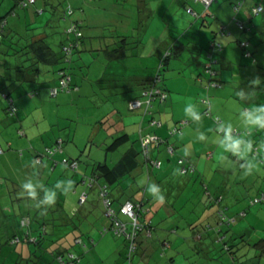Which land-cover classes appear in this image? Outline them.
Instances as JSON below:
<instances>
[{
  "label": "rangeland",
  "instance_id": "374dc122",
  "mask_svg": "<svg viewBox=\"0 0 264 264\" xmlns=\"http://www.w3.org/2000/svg\"><path fill=\"white\" fill-rule=\"evenodd\" d=\"M15 1L0 0V18L6 17L7 22L4 41L6 45L15 47L16 37L26 39L32 36H43L53 50L57 51L60 42L65 38L63 31L67 24V21L61 20L60 16L63 18V11L69 9L73 11L71 19L81 23L86 38L79 50V58L75 56L71 64V73L77 81L80 91L72 94H59L67 95L68 99L64 107L56 108L54 102L56 98H49L45 95L46 88L40 83L43 78H39L36 83L27 84L28 87L24 88V92L37 88L42 94L41 96L36 95L35 98L25 96L27 109L25 112H21L22 131L25 136L19 137L16 134V127H19L20 124L13 122L12 124L15 126L11 125L12 127L8 128L4 135H0V143L4 147L8 143L11 145L9 149L4 148L5 152L0 156V264H11L15 259L12 253L22 248L20 244L17 247L8 244L10 234L17 229L27 232L30 228L37 230L34 232L35 234L29 236L30 240L34 237H43L44 247L51 245L53 241L58 240V237H61L59 241L63 240L62 242L65 244L74 236L78 238L79 243L83 240L85 245L83 248L79 243L75 248H71L74 254L78 251V246L83 251L81 264H84L85 261L87 264H129V260L120 253L123 249L122 238L112 231L102 233L103 226L107 225L108 221L103 215L102 204L104 201L100 198L97 186L88 189L87 198L83 199L81 196L84 192H80V190L84 189V186H80L75 181L72 192L58 193L55 205L46 210L44 208L38 222L35 220V202L26 195H22L21 185L24 180L32 176L31 171L36 172L37 165H34L32 160L34 149L39 143L37 135L43 134L45 139L48 138L49 142L53 141V143L56 140L55 136H59L64 143L62 156L78 159L80 173L85 172L89 175L91 167L95 163L106 162L112 165L127 147L123 145L115 151H108L106 148L113 138L127 133L130 136V141H134L138 136L141 117L138 111L129 110L127 104L130 100L140 97L139 80L147 78L149 74L152 75L153 69L148 61L151 62L155 59L144 58L146 60H143L140 58L142 57L140 51H143L146 45L151 47L153 44L154 47L164 36L167 38V31L169 36L179 33L181 35L186 32L185 38L194 37L196 33L200 32L197 39L203 46L209 42L213 32L219 31L217 29L219 24L211 21V26L206 24L201 26L200 19L196 20L193 15L186 13L188 5L185 0H46V4L42 0H37V8L30 6L25 9H14ZM257 1L264 5V0ZM188 4L194 6L192 3L188 2ZM12 9H14L15 15L10 14ZM39 11H43V13H39ZM52 16L55 19H52ZM148 16L150 18H147ZM262 17H264V11L253 18V23L258 22ZM250 35L247 38H251ZM256 35L258 37L259 33ZM122 38H126L128 43L127 50H125L126 55L122 60H113L111 55L119 53ZM262 38L263 42L254 52V64L252 57L244 58L241 52L235 48L237 45L234 41L226 45L228 49L222 51L221 54L232 59L230 74L241 73L234 75L232 80L231 77L229 78V72L222 68L224 67L222 63L214 65L218 75L225 74L229 79L227 80L225 77L220 88H211L208 93L212 116L218 114L217 116L223 120H231L236 125L238 132H243L244 129L239 125L237 109H247L264 104V34H262ZM137 40H140L139 43ZM22 43L25 41L23 40ZM137 46L139 47L137 48ZM189 55L186 51L182 54L181 59L187 61ZM173 59L174 57L169 60L171 63L167 68L165 65L162 68L163 85L172 92L171 94L167 93L168 99L170 95L178 97L172 111L170 104L167 105L168 118L171 119L173 113L172 127L183 123L184 120L180 119L179 121L175 118L184 111L185 104L183 102L188 99L183 94V91L188 88L183 82L174 78L181 69L174 65H179V62ZM22 60H24L23 56L20 58L0 56V69L8 70L6 61L19 64ZM187 64L186 62V67ZM185 76L187 75L185 74ZM236 76L240 79L238 80ZM42 77L47 78V75H42ZM257 77L261 79L262 86L248 100L240 101L236 96V91L240 88L238 86L241 85L247 91L250 81ZM196 87L199 88V86ZM196 87L193 85V89ZM12 90L20 92L18 87L16 89L12 87L11 94L13 95L14 91ZM198 97L200 98L201 95ZM158 98L159 94L152 97L151 101L155 103ZM147 102H150V99L143 103ZM155 106L151 105L148 108L153 109ZM204 108L206 107L204 106ZM216 108H218L217 112ZM144 109L146 107L139 110ZM203 110H201L202 115H204ZM209 119L210 122L206 116H203V123L207 125V129L214 127L212 118ZM143 124H147L146 120ZM252 136L257 141L264 139V130L254 131ZM207 144L213 156L210 160L201 158L200 163L205 167L203 172H206L203 173L202 182L192 176L191 184L179 194L176 200L175 193H179V191L165 188V193L169 191L166 193L165 202L160 203L156 199L151 201L152 211L143 217L144 219L151 216L154 231L138 226L136 233L138 232V235L144 233L157 243L167 237H169L167 241L170 243H174L176 237L182 239L187 237L186 241L182 240V243L179 239L176 242L178 247H182L181 253L177 256L184 264H264V255H260L251 248L252 244L264 239V202L251 203L252 200L260 196L261 192L264 193V159H261L259 167L253 175L245 176L237 162L232 166H225L221 163L222 152L217 145L210 142ZM133 146L136 148L135 145ZM20 150L23 153L18 156ZM22 156L27 161L26 165L21 167L19 165L22 162L20 160ZM196 157L200 158L198 153ZM196 157L194 156L193 159ZM61 173L60 168H57L54 173H45L40 178L47 185L52 186L57 180H73L72 176L76 175L68 169H64ZM60 174L61 177H59ZM168 174L172 186L176 183H183L184 177H180L175 169L169 170ZM211 176H213V182L216 185L210 184ZM151 179L148 180L147 174H143L142 178L137 179L135 186L137 184L138 188H144L150 184ZM204 186L208 188L211 196L218 194L221 188V192H223L221 205L226 207L225 215L230 219L236 218L235 222L234 219L219 221L215 215L218 207L213 206L214 209L209 212L210 227L201 224L194 231L188 227L182 229L176 219L177 211L181 209L179 207L181 204L190 206V202L195 199L204 203L207 198L204 194ZM76 191L80 192L79 196L76 195ZM171 195L174 197L173 199ZM186 203L187 205H185ZM166 204L173 206L174 210H168L169 207L167 208ZM208 209H211V206ZM23 213L29 216V223L17 229L13 227L15 230L9 233L7 230L10 223L13 224L12 226H16L15 223L19 221L20 215ZM194 220L198 221L199 219L195 217ZM173 229L178 230L176 234L170 233ZM183 230L184 233H181ZM38 233L41 234L37 235ZM201 235L203 238L200 241L191 240L193 237ZM124 236L129 237L126 234ZM87 237L96 240L95 246H92L90 250L85 248L89 249V244H94H91ZM143 242L144 245L137 250L138 255L142 256L150 245L146 240ZM230 245H233L231 247L234 249L235 258L233 259L230 253L225 251V246ZM60 249L64 248L60 247ZM118 250L119 255H115ZM37 255L42 256V253L37 251ZM155 257L153 256V258ZM155 261L157 264H163L158 258H155ZM134 262L138 263L136 259ZM181 262L178 259L176 264ZM142 264H145V261Z\"/></svg>",
  "mask_w": 264,
  "mask_h": 264
},
{
  "label": "trees",
  "instance_id": "16d2710c",
  "mask_svg": "<svg viewBox=\"0 0 264 264\" xmlns=\"http://www.w3.org/2000/svg\"><path fill=\"white\" fill-rule=\"evenodd\" d=\"M192 1L194 3L201 5L202 12L195 11V9L190 6V7H186V10H185L186 13L193 15L196 20L200 19L201 26H204L205 21H207L208 25L210 26L209 23H211V21H214V19L216 18L210 12V9L214 3L218 2V0H214L208 7H205L200 1H197V0H192ZM36 2L37 0H32V2L30 0H16L14 9H19V8L25 9L30 6H35ZM244 2L245 0H235L234 2L230 4L231 9H232L231 22L235 25V27L238 30V37L235 40L237 47L242 51V54L244 56L247 55V57L249 58L252 57L254 59L255 51H254V48L251 42L249 41L250 38H247V37L250 34H254V30L257 27L255 28L256 24L253 23V18L263 13L264 5L261 4V2H254L252 6L245 8ZM259 7H260V10L257 11ZM14 9H12L10 14L15 15ZM241 12L244 13V15L246 16L245 20L239 18L238 15ZM62 15H63V18H61V20L65 19L67 21L66 28H64V31H63L65 39L62 42H60L59 49L57 51L52 49V47L47 43V41L45 40L43 36H37V37L32 36L29 39L28 38L25 39L23 37H16L17 40L15 41L16 43L15 47H10V45H6L4 42L5 37H6L5 29L7 25L6 17L0 18V56L2 57L9 56V57H14V58L15 57L20 58L21 56L24 57V60L20 61L19 64L14 63V66H13V69L17 75L16 76L17 80H15L16 82H19V83L26 82V80H24L25 77L30 78V80L27 82H34L36 79V76L38 75L37 73L40 70L38 67H40V65L42 64H48V62L53 61L54 64L58 63L60 65H59V69H57L58 71H57L56 84L54 87L50 89L56 88L58 91L57 93L59 94L66 93L60 90V87H59V81L61 79L60 73L62 71L63 73H65L67 76L70 77L69 87L73 90L77 89V85L74 83L72 75L69 73V68L73 62L74 55L79 50L80 42L83 41L84 35L82 33L81 23L77 20L71 19L73 15L72 10L69 9L68 11L67 10L63 11ZM147 18H150V17L148 16ZM261 20L262 18L259 21ZM217 29L219 31L212 33L213 36H211V38L209 39V42L207 43L206 48H203L199 45L201 43L198 41L197 38L193 39L196 36L191 37L190 41L191 42L193 41L192 44L195 43L197 45V48L199 49V51L204 50L205 52L204 59L206 61L202 63V66H201L202 68L199 71V74L197 75L198 78L203 79V76L208 75L209 80L207 79V84H210V85L213 84L214 86H217L218 88H220L222 82L217 77L218 72L214 68V65L219 64L218 57L222 55L221 53L223 51V46L221 43L217 41V36H219L218 34H220L221 36H225L228 33V30H227L226 25L224 24H220V26ZM23 40L25 41V43H22ZM126 40H127L126 38H122L120 40L121 46H119L118 54L115 55L113 54V52L108 51L109 53L113 54L111 55V58L113 60L114 59L121 60L125 56L124 54H125V50H127L126 46L128 44ZM175 42L176 43L179 42V39L176 40ZM176 43H173L170 45L169 49L166 51V53L162 57L163 59L158 65L157 72L154 74V76H152L150 82H148V84L146 83L143 84V86L144 85L145 86L143 87L141 96L130 100L127 104L129 110L138 111V113H140L141 122L139 123V127H138V133H137L138 136L136 137L137 139H134V141H130V136L127 133H122L121 135L113 138L111 143L107 146L106 149L108 151H115L123 145L127 146L126 149L123 151V153L118 158V160L115 161L112 165L111 164L109 165L106 162L93 164L89 175H87L85 172L80 173L78 171V169L80 168L78 167L79 165L78 159H66L65 163L64 164L62 163L65 169L73 171L74 174L76 173L75 176L78 177V180L74 178L75 176L74 177L72 176L74 182L75 181L76 183L78 181L79 183L82 182V185L84 186V189L82 191L84 192L83 194L84 199L87 198L88 189L94 186H97L100 198L103 199V201L108 202L109 204L108 207H105L104 204L102 205H103V215L106 219L110 220V226L108 228H105L102 231L103 233L106 231H112L115 234V229H114L115 221H120L122 224L126 226L127 231L130 232L131 228H133V225H131L132 220L121 213V207L125 203H128V202L133 203L135 205V213H136L135 218H136L137 225L141 227H145L147 229L152 226L151 229H154L153 224H151V220H148L147 222L141 221V218H143L148 213L150 214L151 212V207H150L151 199L147 198V192H148L147 186L148 185L146 184L147 186H145L144 188H141L142 190L138 188L137 184L135 186V182H137V180L135 179V177L131 176V173L134 169L139 167V165L144 167L146 171H148L147 173H151L154 168L160 169L161 167V165L155 166L154 164H152L153 160L151 158V151H152L151 147L155 145V143H152L149 148L150 153L148 155V158H145L143 156L142 146H141L142 137H145L146 135H149V134L157 137V135L152 132H145L144 134L142 133V130H144L143 129L144 120L148 119L147 124L150 127H159L161 126V123L158 120L154 119L153 116H151L153 109L147 108L142 111L139 109H142L145 107L143 102H145L148 97L150 98V102H149L150 106L154 105V103L151 101L152 97L158 96V94H159V98L158 100H156L157 103L158 102L164 103L167 101L168 94H167L166 89L162 86L163 78H162L161 72H162V68L165 65V62L167 61V59H169L170 56L177 57L181 53L182 44L175 45ZM242 43L246 44V47H244ZM57 54H58V57L56 56ZM24 63L27 65H23ZM2 82H3L2 79H0V110L6 117V121H8V123L12 124L13 122V123L20 124L19 117H21V115L19 114L18 107L13 97L11 96V94L8 91H6V89H3ZM151 89L154 90L151 93V95H147V96L144 95L145 92H149ZM34 95L35 94H31V96H34ZM136 101H139L141 103V106L137 109L131 108V103L136 102ZM10 104L15 108L14 112L11 109ZM203 113H204L203 116L211 117L212 122L214 123V126H216L217 116H212V113L210 109L208 108H206L203 111ZM152 121H156L157 123H159V125H152ZM185 123L183 122L175 126L174 129H172L169 134L172 136H175L178 132H180L182 125H184ZM21 130H22V127L20 126L16 127V131H17L16 133L20 137L25 135L24 132H22ZM157 138L160 140L159 143L165 146L164 150L166 154L173 156L174 147L172 146V144H170L168 140L162 139L160 137H157ZM59 145H61V142L59 143ZM133 145H135L136 148ZM0 147L2 149V153L0 154V156L4 154L5 152L4 148H7V149L10 148L9 146L4 147L1 143H0ZM168 147L172 148V153L168 152L167 150ZM60 148L61 147L54 144V145H51L50 147H47L41 153L40 152L35 153L32 163L34 165H38L39 163H42L43 158L53 156L57 151L60 150ZM49 151H51L52 154H49L48 153ZM20 154H21V150H20ZM180 160H182V162H180ZM156 161L160 162L158 159H156ZM73 162L76 164L75 167L71 166ZM176 164L181 166L182 174H184L185 176L187 175L186 173H188L189 171L190 172L195 171V167L192 161L187 157H179ZM177 174L180 175L179 173ZM150 175L151 174H147L148 180L151 178ZM137 195L139 196L138 198L136 197ZM261 195H264V194H261ZM261 195L259 197H261ZM222 199H223V196L220 193L219 198H216L214 201L216 204H218V202ZM260 202H264V201H260ZM108 208L111 209L112 211V215L109 217L106 215V211ZM34 210H36V213H35L36 219L35 218L34 219L37 220L38 222L39 220L38 218L41 217V214H40L41 210L40 211H38L39 209H34ZM218 215H219V221L220 220L226 221L230 219L229 217L225 215V212L222 209L218 211ZM23 219H27L28 222L25 223L26 225L29 223L28 217L27 218L22 217L21 219H19V222H18L19 224L17 223L16 226L10 227V230H12L11 232L25 225V224H22L21 222ZM39 225H42V224H39ZM13 227H16V228L14 229ZM35 231L37 232V230H35L34 228L33 230L30 228V230L27 232H23L17 229V231H14V233L10 235V238L8 239V244H10L13 247H17L18 244H20V246L21 245L24 246V249H22L23 248L22 247L19 251L12 253L13 258L15 257V259L11 262V264H54L56 262H58L59 264H62V262L64 263L65 260H67L68 255H73V253L68 252L69 250L59 249L58 247L49 250L52 244L47 247H44L43 237H34V238H31L30 240L29 236L35 234L34 233ZM39 234L41 233H38L37 235ZM136 235L137 237L135 236L134 239L132 240V244L135 245V249L132 251V253H130V255L128 253L129 257L132 256V254L136 252L138 245H139L138 244V237H139L138 232L136 233ZM120 237H124L125 242H126V247L129 250V244L131 243V241L128 240L127 237H125L122 234L120 235ZM77 239L78 238H73V241L75 244L76 242L77 244L79 243ZM24 240L26 241V244L21 243V242H24ZM91 240L93 239H89L90 243L93 244L94 241L91 242ZM79 245H81L82 247L85 246L83 244V240H81ZM231 246L233 245L225 246V251L230 253L231 258L233 259L235 258V255H233L234 249H232ZM251 248L255 250V252L259 253L260 255H264V239H260L254 244H252ZM37 251H40L42 253V256L37 255Z\"/></svg>",
  "mask_w": 264,
  "mask_h": 264
},
{
  "label": "crops",
  "instance_id": "0c3cea01",
  "mask_svg": "<svg viewBox=\"0 0 264 264\" xmlns=\"http://www.w3.org/2000/svg\"><path fill=\"white\" fill-rule=\"evenodd\" d=\"M42 1H43L44 4L47 3L46 0H42ZM185 1L187 3L186 5H188L187 7L191 6L190 4H188V2H189V3H192L194 5V6H191V7H193L195 9V11L202 12L201 5H199L197 3H194L192 0H185ZM234 1L235 0H224V1L223 0H221V1L218 0V2L216 4L214 3L212 5L211 9H210V12L216 17L214 19V22L217 23V25L219 24V26H220V24L226 25L227 30H228V33L225 36H222V37H221V35L217 36V41L219 43H221L222 46L223 45L225 46V47L223 46V48H226V49H223V51H226L228 49L226 47V45L228 43H230L231 41H234V43H236L235 40L238 37V30L235 27V25L231 22L232 9H231L230 4L232 2H234ZM254 2H256V0H245L244 7L245 8L250 7V6H252L254 4ZM37 7H38V2L35 3L34 8H37ZM45 7H46V5H45ZM40 12L43 13V11H40ZM238 16H239L240 19H243V20L246 19V16L242 12ZM52 19H55L54 16H52ZM60 19H61V16H60ZM204 24L208 25V22L205 21ZM209 24L211 26L212 23H209ZM255 24H256L255 28L257 27L254 30V34H255L254 36L255 37L251 34L250 37L251 36L252 37L249 39V41L251 42V44H252V46L254 48V51H256L258 49L259 44L261 42H263L262 34H264V17H262L261 21H258V22L256 21ZM82 33L84 35V31L83 30H82ZM256 33H259V37H256L257 36ZM199 34H200V32L196 33V37L193 38V39H196L197 35H199ZM166 35H167V38H166V36H164L157 44H155L154 47H153V44L151 45V47H148L146 45L144 50L140 51V55L142 56L140 58H142L143 60H146L144 58H148V59L149 58H155V59H153L151 62L148 61V63H151V69H153V72H151L152 75L150 76V74H149V76L147 78H144V79L141 78L139 80V86H140L139 90H138L139 91V95L141 96L143 87L145 86V85L143 86V84H145V83L148 84V82H150L152 76H154V74L157 72L158 65L161 62V60L163 59L162 57L164 56L166 51L169 49L170 45L173 44V43H176L175 41L179 39V42H177L175 45L182 44L181 45L182 46L181 53L177 57H174L173 60L179 62V65H177V64H174V65L176 67H179V69H181V70L177 73L178 75L174 76V78L177 81L183 82L185 87L188 88L185 91H183V94L186 95L187 98H188L183 103L185 104V106L188 103L196 104L200 111L203 110V109L205 110L206 108L210 109V111H211L212 107H211V103L208 100V93L210 92L211 88H218V87L214 86L213 84H211V85L207 84V79L209 80L208 75L207 76H203V79H200L197 76L199 74V71L202 68L201 67L202 63L204 61H206V60L203 59L204 58L203 56L205 54L204 50L203 51H199V49L197 48V45L195 43L192 44L193 41L192 42L190 41L191 37L185 38L186 35H187L186 32H184L181 35L179 33L178 35L169 36V32L167 31ZM85 38H86V36L84 35L83 41L80 42L79 50L82 47V45H83L82 42H84ZM209 38H210V36H209ZM155 40H156V38H155ZM138 41H140V40H138ZM126 42H127V40H126ZM199 45L201 47H203V48H206L207 47V42L203 46L201 44H199ZM138 47L139 46H137V48ZM235 48L238 49L241 52V54H242V51L238 47L235 46ZM79 50L74 55V57L76 56V58H79V56H78ZM186 51L190 54L187 61L181 59L182 58V54L184 52H186ZM124 55H126V53ZM56 56L58 57V54ZM145 56H147V57H145ZM221 56L222 55H220L219 57L217 56L219 58V64L222 63V65L224 66L222 68H225L230 74V71H231L230 69L232 67V64H231V60L232 59L231 58H227L225 56H222V57ZM242 56H244V55L242 54ZM171 58H172V56H170L169 59H167V61L165 62V67L166 68L170 65L171 62L169 60H171ZM244 58H249V57L244 56ZM73 60H74V58H73ZM77 61H78V59H77ZM186 62L188 63L187 67L185 66ZM252 63L253 64L255 63L254 59H253ZM15 64H17V63H15ZM6 65L8 66L7 67L8 70L4 71V70L0 69V79H2V81H3L2 82L3 83V89H6V91H8L10 94H11V88L12 87H14L15 89L18 87V89H20V92L19 91L15 92V90H12V91H14V95L11 94V96L13 97V99H14L17 107H18V111H19L20 115H21V112H25V110L27 109L25 96L31 97V98H35L36 95L37 96L38 95L41 96V94H42V93H40V90H38L37 88L31 89V90H27V92H24L26 87H28L27 84L36 83V82L39 81V78H43V80H41L40 83H42V85L46 88V94L45 95L48 96L49 98L51 97L50 88L54 87L55 84H56L57 71H58L57 69H59V65L60 64H58V63L54 64L53 61H50V62H48V64L40 65V67H38L40 70L37 73L38 75L36 76L35 81L34 82H27V81L30 80V78L29 77H25L24 80H26V82H23V83H19V82L15 81V80H17V77H16L17 75H16V72L13 69L14 63L10 62V61H8V62L6 61ZM25 65H27V64H25ZM71 69H72V65L69 68V73L72 75L74 83L77 85V89H74L71 92H68V93L72 94V93H78L80 91V88L78 86L77 81L74 79L73 74L71 73ZM45 74L47 75L48 79L46 77H42V75H45ZM185 74L187 76H185ZM238 74H241V73L240 72H237L235 74L231 73L229 78L231 77V80H232L235 77L234 75H238ZM161 75H162V72H161ZM217 77L221 80V82L223 81V79H225V77H226L227 80L229 79V78H227V76L225 74H222V73L219 74ZM237 78H238V80L240 79V77H237ZM193 85L195 87L199 86V88L196 87L195 89H193ZM162 86L166 89L167 93H170V94L172 93V92H170L168 90L167 86H165L163 84H162ZM169 87L171 88V84L169 85ZM238 87H241V85H239ZM190 90H192V91H190ZM31 94H35V95L31 96ZM205 94H206V96H205ZM199 95H201V97H204V98L200 99L201 97L199 98L198 97ZM51 98H56V100L54 101L55 105H56V108H60L61 106L64 107V105L67 102L68 96L67 95H59V93H57V95L55 97H51ZM176 98H178V97H176V95H170V98L166 102H164V103L158 102L157 103V101H156L154 103V105H156V106L153 107V112H152L151 116H153L154 119L158 120L161 123V126H159V127H150V126H148V124H143V129L146 130V132L155 133L157 135V137H160L162 139L168 140V142L170 144H172V146L174 147V155L173 156H170L169 154L167 155L165 150H164L165 146L162 145L161 143L155 144V145H153L151 147L152 148L151 158H152L153 161L154 160L156 161V159H158L160 161V165H161L160 169L154 168L151 173H147L148 171H146V169L144 167L139 165V167L134 169L132 171V173H131V176L135 177L136 180L142 178L143 174H151L150 176H151L152 179H151L150 183L155 182V183L159 184L163 190H165V188L168 187L169 189H174L176 191H179V193L178 192L175 193V195H176L175 200L178 199L180 193H182L183 191L186 190L187 187H189V185L192 182V180H191L192 176L196 180L202 182L201 178L203 177V173H206V172H203L205 167L203 166V164L200 163L201 162V158L204 157L206 160H210L212 158V156H213V153H212V151H210V148L208 149L207 142H200V141H198L196 139L197 131L198 130L206 131L207 125L205 123H203V122H202V125H198L196 122H193L190 118L185 116L184 111L181 114H179L178 116H176L175 119H179V121H180V119L184 120V121H186V123L183 121L185 124L182 125V127L180 129V132H178L175 136H172V135L169 134L170 131L172 129H174L175 126L174 127L171 126V122L174 121V118H173V113L171 115V119L168 118L169 115H168V112H167V105L170 104V108H171V111H172L174 105L177 103ZM204 106L206 108H204ZM215 111L217 112L218 108H216ZM217 115L218 114H216V116ZM139 116H140V113H139ZM19 118H20V127H22L23 125H22L21 117H19ZM206 118H208L209 122L211 121L209 119L210 117H206ZM145 120L147 122L148 119H145ZM209 122L207 121V124ZM11 125H13V124H10V123H8V121H6V117L4 116V114L0 110V135H4L6 130L8 128L12 127ZM239 125H240V123H239ZM13 126H15V125H13ZM123 129H125V127H123ZM144 130H142L143 134L145 133ZM24 136H22V137H24ZM37 136L39 137V143L37 144L36 149H34L33 157H34L35 153H39V152L41 153L47 147H50L51 145L55 144V145H58L59 147H61L60 150L57 151L53 156L43 158L42 163H39L37 165L36 172L39 173V177H41L45 173H51V172L54 173L57 168H60V170L63 173V171L65 169L63 164L65 163L66 159H73V158H70V157H67V156H62L64 154V151H63V144H64L63 140L60 139L59 136H55L56 140L53 143V141L49 142L48 138L45 139L43 137V134L42 135L40 134V135H37ZM60 142H61V145H59ZM49 143H52V144H49ZM8 146L11 147V145L9 143L7 144L6 147H8ZM31 150H33V148ZM185 151L189 152L190 155L185 156ZM22 153H23V151L21 152V154H20V152H18V154H19L18 156H21ZM197 153L199 154L200 158L196 157ZM15 156H17V155L15 154ZM168 156H169V158H168ZM194 156L196 157L195 159H193ZM179 157H187V158H189L192 161V163H193V165L195 167V171L194 172H190L189 171L188 173H186L187 174L186 176L184 174H180V176L184 177L183 183H176V184H173V186H172V184L169 182V174L168 173H169V170H171V169H175V170L178 169V168L181 169V166L176 164V162L178 161ZM20 160H22V162H21V164L19 166L22 167V166L26 165L25 162L27 160L23 159V156L20 157ZM203 162H205V161L203 160ZM237 163L239 164V161H237ZM15 173H17V172H15ZM33 173L34 172L31 171V174H33ZM61 174L59 175V177H61ZM212 177L213 176L210 177V179H211L210 180L211 181L210 184L216 185V184H214ZM74 178L76 180H78L77 176L74 177ZM185 178H187V179H185ZM77 183L80 184V186H83L82 182L79 183V181H78ZM169 184H171V185H169ZM81 191H83V189H81L80 192ZM80 192L76 191V195H78ZM204 192H205L204 194L207 196L206 201L204 203H202V202L200 203L199 201H197V199H195L194 201L190 202V204H191L190 206H184L183 204H181V206L179 207L181 209H179L177 211L178 214L176 213L177 214V216H176L177 218L176 219H178L177 220L178 221V225L182 226V229L184 227H188L189 229L194 231V230H197V228L201 224H204L205 226L209 225V227H210V223H209L210 215H209V212H210V210L214 209L213 206L218 207L217 211L215 212V215L218 217V219H219L218 211L222 209L225 212L226 207H222V205H221V202H222L223 199L220 200L221 202L219 201L218 204H216L215 201H214L216 198H219L220 193L223 195V192H221V188L219 189L218 194H215L213 196H211L210 191L205 186H204ZM261 194H264V193L261 192L259 195H261ZM147 196H148V199L149 198L151 199L150 201L154 200V198L152 197V195L149 192H147ZM171 198L173 199L174 197L171 196ZM187 203L185 205H187ZM210 206H211V209H208ZM166 207L167 208L169 207L168 210L169 209L170 210H174V207L173 206H169V204H166ZM43 209H44L43 207L40 208L41 211ZM151 211H152V208H151ZM20 217L21 218L22 217H26L27 218L29 216L26 213H23V214L20 215ZM195 217H198V219H199L198 221H201V223H198V221H195L194 220ZM21 218H19V219H21ZM121 218H123V217H121ZM150 218H151V216H150ZM150 218H144V219L141 218V221L142 222H147L148 220H151V224H153L152 219H150ZM232 219H234V222H235L236 218L233 217ZM107 221H108V223H107V225L103 226L102 231L105 228H108L110 226V220L107 219ZM18 222H16L15 224L17 225ZM12 225L13 224L10 223L9 229L7 230L9 233H12L11 232L12 230H10V227ZM151 228H152V226L150 228H148V229H151ZM151 230L154 231V229H151ZM210 230H212V229H210ZM177 231L178 230H176V229L174 230L173 229L172 231H170V233L176 234ZM181 233H184V230ZM60 238L61 237H58V240L52 242V246H51V248L49 250L57 248V247L59 249H60V247L64 248V249H67V250H69L68 251L69 253H73V255H75L78 258V262H75V264H81V262L83 261V259L81 260V258L83 256V254H82L83 251L78 246V251H76V253L74 254L73 250L71 249V248H75L77 246L76 245L77 243L75 244L74 241H73V238H77V237L76 236L71 237L66 242V244L64 242H62L63 240L59 241ZM90 238L93 239V241H94L93 244L94 245H90L89 244V249H88V247L85 248L87 250H90V248L92 246H95V244H96V240L94 238L87 237L88 240ZM121 238L123 240V249L120 251V253H121V255L122 254L124 255L123 256L124 258H127L129 260V262H130L129 264H134L135 263L134 262L135 259L138 261V263H135V264H142L143 261H145V264H157V262L155 261V258H158L160 261H162L163 264H176L178 259L181 262L182 260L177 255H179L181 253L182 247H180V246L178 247V245H176V242L179 239L180 242L182 243L183 239H185V241L187 239V237H184L183 239L181 237H176V239L174 240V243H170V242L167 241L168 238H169V237H167L165 240L160 242L161 243L160 244V243H157V242L153 241L152 237H147L144 233H141V234H139V237H138V244L139 245H138L137 250L142 245H144V242H143L144 240L149 242L150 245H148V249L145 251L143 256L142 255H138L137 250H136V252L134 254H132V256L129 257L125 239H124V237H121ZM202 238H203V235L197 236V237H193L191 240L200 241ZM218 241H219V239H218ZM21 243L26 244V241L24 240V242H21ZM22 247H23L22 249H24V246H22ZM115 255H119V250L115 253ZM153 256L154 257L156 256V257L153 258ZM254 262H257V261L254 260ZM65 263L70 264L68 262V260H65ZM54 264H59V263L56 262ZM84 264H87V262L85 261ZM180 264H184V263L181 262Z\"/></svg>",
  "mask_w": 264,
  "mask_h": 264
},
{
  "label": "clouds",
  "instance_id": "9594fccd",
  "mask_svg": "<svg viewBox=\"0 0 264 264\" xmlns=\"http://www.w3.org/2000/svg\"><path fill=\"white\" fill-rule=\"evenodd\" d=\"M262 86L259 77L250 81L248 90L240 87L236 91V96L240 101L248 100L255 94L256 90ZM239 123L243 127V132H238L236 125L231 120L219 121L214 128L206 131L198 130L196 139L200 142H210L219 147L222 152L221 163L225 166H232L239 161V169L245 176L253 175L261 159H264V139L255 140L252 136L254 131L264 130V104H258L247 109H237ZM184 114L198 125H202L203 115L198 106L188 103L184 107ZM190 155L185 151V156ZM232 158H235L232 159ZM176 173L182 174L181 169H176ZM143 183V181H141ZM74 181L71 179L57 180L54 185L49 186L39 177L38 172H34L31 177L23 181L22 195H26L35 202L37 209L51 207L55 205L58 193L68 194L73 191ZM147 191L160 203L166 200V194L161 186L155 182L148 184Z\"/></svg>",
  "mask_w": 264,
  "mask_h": 264
},
{
  "label": "built area",
  "instance_id": "2783aa9c",
  "mask_svg": "<svg viewBox=\"0 0 264 264\" xmlns=\"http://www.w3.org/2000/svg\"><path fill=\"white\" fill-rule=\"evenodd\" d=\"M32 2V0H30ZM197 1H200L205 7H208L214 0H197ZM260 10V7L257 9V11ZM242 45H244V47H246V44L242 43ZM67 51V50H66ZM60 76H61V79L59 81V87H60V90L68 93L70 92V90H72L70 87H69V81H70V77L67 76L65 73L61 72L60 73ZM154 90L151 89L149 92H145L144 95H151V93L153 92ZM157 91V90H156ZM57 89L56 88H53L50 90V94L51 96L55 97L57 95ZM147 99H150L149 97ZM146 102V101H145ZM146 109L150 106V103L147 102L144 104ZM141 106V103L139 101H136V102H133L131 103V108L133 109H137ZM10 107L11 109L15 110V108L10 104ZM218 123V121H216ZM152 125H159V123H157L156 121H152ZM173 133V132H172ZM160 142V140L156 137V136H153V135H146L145 137H142L141 138V146H142V154L145 158H148V155H149V148L151 146L152 143H155V144H158ZM168 152L169 153H172V148L171 147H168ZM2 153V149L0 147V154ZM49 154H52L51 151L48 152ZM38 162V160H37ZM180 162H182V160H180ZM152 164H154L155 166H159L160 165V162H157V161H152ZM72 167H75L76 164L73 162V164L71 165ZM82 198L84 199L83 195H82ZM81 201V200H80ZM260 201H264V195H261V197L257 198V199H254L252 201V204L254 203H258ZM108 202L107 201H104V206L105 207H108ZM121 213L125 216H127L129 219L132 220V223L131 225H133V228H131L130 232L127 231L126 229V226L124 224H122L120 221H115L114 223V229H115V234L116 235H127L129 237H127L128 240L131 241V243L129 244V250H128V253L130 255V253H132V251L135 249V245L132 244V240L134 239V237L136 236V227H138L137 225V222H136V213H135V205L133 203H125L122 207H121ZM106 215L109 217L112 215V211L111 209H107L106 211ZM228 220H232V219H228ZM234 221V220H233ZM22 224H25L27 223V219H23L22 221ZM67 260L70 264H74L75 261L78 262V258L75 257L74 255H68L67 256ZM62 264H65V262Z\"/></svg>",
  "mask_w": 264,
  "mask_h": 264
}]
</instances>
